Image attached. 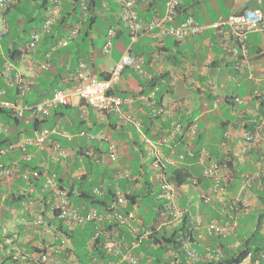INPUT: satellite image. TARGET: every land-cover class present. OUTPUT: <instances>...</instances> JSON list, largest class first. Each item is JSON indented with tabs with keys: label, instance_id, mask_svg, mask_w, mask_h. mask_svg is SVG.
I'll return each instance as SVG.
<instances>
[{
	"label": "crops",
	"instance_id": "0c3cea01",
	"mask_svg": "<svg viewBox=\"0 0 264 264\" xmlns=\"http://www.w3.org/2000/svg\"><path fill=\"white\" fill-rule=\"evenodd\" d=\"M26 1L22 0L20 7L26 6ZM103 1L106 8L105 14L107 16L109 15V17L102 23L97 22L92 24L93 29H95L93 44L89 41H84L80 44L79 49V46H75L73 43L69 48H62L58 53L56 52L53 59L54 66L52 67L50 76H44L40 72L41 67L46 66V63L42 62L44 59L40 52L30 51L23 58L19 59L16 66L29 79L32 87L40 93L45 92V86L50 81L53 80L55 82L58 79L59 73L62 74L63 78L59 83H56L57 88L71 91L74 84L73 73L78 67L76 60L78 56L87 54L88 59H85L94 74L101 76L103 73L105 75L109 74L121 55L132 47L134 52L145 57L146 73L139 75L132 69L125 70L120 84L116 86L114 91L120 97L131 98V105L125 103L123 109L126 111L132 108L136 117L142 120L143 128L139 130L133 122H124L116 114L98 112L87 105L85 101L78 97H73L70 104L52 109L51 115L44 121H36V117L30 111H27L21 121L16 122L17 125L15 123H5L4 131L0 132V136H5V138L14 136L21 137L20 139H22L27 136H34L42 127H53L56 129V133L52 137L58 140L64 148L72 151L73 154H77V157L81 153H84V155H88L87 153H89V155L96 157L101 154L100 156L103 159L106 157V152L109 151V142L105 140H91L89 136L91 134L102 133L109 137L111 142L115 144L119 154V160L118 163H114L110 167L107 166L108 168H104L101 172L110 169L108 171L112 173L119 166L124 168L129 166L132 171L138 173L140 168L144 167V164H137V159H143L144 161L148 159L149 162L150 159H153L149 153V146H147L143 138V132L152 141H156L174 123L186 125L196 122L199 125L198 132L202 134V141L207 145L208 143L213 144V149L219 147L224 152L230 146L233 147L237 155V152L247 147L243 151V154L240 153V158L246 164V167L249 168L254 162L253 157L258 154L257 148L264 151V143H260L257 146L254 144L248 145L249 143L247 144L241 138L242 126H234V121L236 123L238 118H242L243 112H246V114H249L253 118L257 117L258 113L256 109L259 106L258 103L249 100L241 103L237 102L236 104H244V108L238 110L237 120H231L230 117L219 119L223 117L221 115L223 111L219 109L222 106L227 108L229 105L235 108L236 105L232 103L235 101L233 100L234 97L248 98L256 89H264V23L261 29L251 32L248 36L250 53L248 55L247 68L242 72L237 70L236 65L232 63L234 59L229 53V47L234 45L229 27H226L222 32H218L215 29H206L201 34L191 36L185 41H176L175 44H170L168 41V38L172 37L159 39L152 32L143 29L135 44H131L130 31L123 22L117 23L116 21L114 23H117L115 29L116 35L118 36L115 35L113 38L111 48L113 49L114 46L115 48L110 52V57H108L107 52L111 48L109 50L105 49V40L108 37V31L110 29V26L109 28L107 26V20H113L112 16L116 20L120 19V5L117 0ZM158 2L159 0H139L136 5V10L140 19L146 22L157 15L163 14L166 2L162 10L158 9ZM182 2H184V7L182 8V13L178 21L183 20L187 15L191 14L200 23L206 25L222 18H227L232 13L247 8H261L264 12V0H182ZM184 8L187 10H184ZM184 11L186 12L184 13ZM8 15L1 14L0 17L6 18ZM104 22L106 26L102 25ZM1 27L2 24L0 21V30L2 29ZM183 46L185 47V51L181 50ZM184 52L186 55L182 57L181 61L183 63H181L179 58L175 57V54H184ZM175 61L178 62V65H175ZM250 72L254 73V78L249 77ZM229 83L232 85L231 89L227 87ZM57 88L55 87V89ZM154 92L155 94H153ZM174 93H177L175 98L171 96ZM151 94L154 99L158 100L157 105L163 106L168 111L167 114L162 115V120L153 119L154 124L151 132L155 129L156 133L152 132V136L150 135L151 132L147 133L146 129L148 126L144 124L149 118L152 119L155 117L152 107L146 99V95ZM228 98L229 100H227ZM209 102H212L210 109L208 108ZM240 112H242V115H240ZM196 113L198 115L195 117ZM200 117L205 118V123H203L205 126H202V122L198 120ZM227 119H229V122L231 120V122L226 123L227 126L225 127L222 123ZM260 124V129L262 130L264 128V119L261 120ZM213 125L221 127L222 131L225 128V134L227 136L226 142L219 144L222 139V133L215 137L209 134V128ZM83 131L86 134H82ZM189 143L190 138L184 132L178 135L170 144L161 146V151H163L167 159L163 162L167 166L168 171L174 167L172 166L173 163L170 165L168 158H176L178 154L188 151ZM28 150L36 154L34 159L36 162L45 159L44 162H47V164L50 163L52 168L56 166L58 169L59 167L61 170L58 173H61L65 178L66 182H63L65 186L68 181H71V178H74L72 177V171L68 169L69 167L66 168L65 164L54 163L53 166V162L48 160L49 157L46 154L43 155V153H40L36 147L32 146ZM77 157L74 156L68 165H79L73 173L79 179L84 176L89 167L84 164V161L83 163L78 162L80 158ZM180 165L192 170L195 173L194 177L202 174H198L201 170L191 160H187ZM145 178L149 180L147 175ZM107 179L106 181L110 182ZM87 181H89L91 188L92 186L100 185L93 184V176ZM185 183L182 184L183 186L177 188L178 198L180 205L185 207L187 212L190 213L188 220L189 218L192 220L198 214L195 204L202 203V196L211 193L212 182L209 180L200 181L198 187L192 185L190 180ZM119 185L120 183L116 182V186L120 187ZM230 185H234L233 191L237 189L238 194L245 190L242 187V180L240 182L238 180L232 181ZM84 186L86 188L90 187L89 185L87 186V182L78 186L76 188L77 194L71 197L74 202L79 201L77 198L75 200V197L80 196V189L84 190ZM137 187L142 189L143 184H139ZM250 197H253L254 201H258L250 191H247L243 199H249ZM219 204L220 201L217 197H214L209 203L205 204L204 209L206 212H209L210 218L205 219L204 209H202L201 213L199 212L203 215L205 221L213 217L217 218L216 215L219 214L220 210ZM8 213L5 212V215ZM222 214L226 216L224 206ZM241 215L242 213L238 215V218ZM11 218L12 215L9 213V216L2 222L7 225L6 221H9ZM17 224V220L14 224L12 222L9 223L13 227H16ZM198 243L201 244L202 242H193V247L197 250ZM204 245H208L207 241H205ZM139 248L142 250L140 253L141 256L144 259L147 258V254L143 252V248L139 246L136 250ZM168 255L167 257H171L172 252ZM202 256L204 255L202 254ZM203 261L207 260L204 259Z\"/></svg>",
	"mask_w": 264,
	"mask_h": 264
},
{
	"label": "built area",
	"instance_id": "2783aa9c",
	"mask_svg": "<svg viewBox=\"0 0 264 264\" xmlns=\"http://www.w3.org/2000/svg\"><path fill=\"white\" fill-rule=\"evenodd\" d=\"M18 0H0V15L5 10L15 4ZM63 0H50L51 7L47 11V14L43 20L40 29L32 32L31 38L27 44L28 50L33 51L38 47L39 41L44 33L51 30L55 24L56 19L61 12V2ZM120 4V18L127 25L131 31V40L134 42L140 31L145 28L146 31L153 32L157 38L172 37L178 41H185L191 36L202 33L208 28H214L217 31H222L224 27H230L232 33L237 38L238 43L243 50H246V40L248 34L252 31L260 28L264 22V13L260 9H247L239 13L231 14L227 19H222L211 25H205L199 23L192 15L187 16L181 21H178L179 6L181 0H167L165 13L163 15L156 16L148 23H143L139 20L136 5L138 0H117ZM145 24V25H144ZM8 30L6 24L0 31V38ZM79 32L78 28L72 29L66 37L59 41V46H67L74 38L77 37ZM116 31L114 28H110L105 49L109 50L112 47L113 37ZM237 52V50H235ZM145 59L141 55H136L127 50L116 63L109 77L101 79L95 75L92 68L87 61H82L76 73L73 76L74 84L71 91H65L63 89H56L52 97L44 99L30 107L23 105V99L29 92L31 82L25 78L22 73L16 69L15 65L6 61L0 69V76L4 84L7 86L20 87L18 102L15 103L12 100L6 99L7 88L0 86V109H10L19 116L22 117L26 110H29L35 117L45 118L47 117L51 109L58 105H65L71 102L72 97H78L81 100L86 101L91 107L100 112H109L118 114L123 120L127 122H133L140 130L143 128V122L138 119L132 110H123V105H131V99L121 98L114 94L112 91L121 82L123 72L126 68H132L138 73H144ZM252 75V74H251ZM262 94L264 98V91L256 92ZM148 103L151 105L153 115H164L168 111L160 105H157L156 100L152 97H146ZM4 129V124L0 122V131ZM185 131V127L181 123H174L168 130L158 137L156 141H152L143 132V138L145 139L147 146H149V153L155 159L151 163V167L155 170H161V157L163 153L161 151L162 145H168L174 141L178 135ZM51 130L44 128L37 132L34 137L23 138L19 142L11 144L10 149H20L25 152V159L30 160V154H26L28 146H36L40 150L50 149L53 158L66 159L69 156V152L63 149L57 142L49 140ZM187 136L191 139L195 138L198 132V124L191 123L188 127ZM244 136L249 141H258L260 139V133H245ZM101 138L102 135L92 136V138ZM188 156L193 157L203 167V177L212 181V191L217 192V196L222 204L225 201V190L221 185V179L224 174L223 165L217 160L210 159L209 153L204 149L199 155L192 148V143ZM6 151L0 149V157ZM108 155L112 160H117L118 151L116 146L110 144ZM181 159L185 158V155L180 156ZM256 171H248L243 176V187L251 188L255 182H260L264 187V159L257 161ZM19 169L3 168L0 172V180L4 184L10 185L12 179L19 175ZM38 172L34 171V176H38ZM24 178L28 179V173H24ZM125 177H130L129 173H124ZM193 184H198V179H193ZM93 193L97 196H103L106 193V188L103 186H94ZM43 193V194H42ZM46 193V194H45ZM212 193V192H211ZM38 201L33 198L23 204V211L26 212L28 220L26 221V233L23 236V241L26 244L22 254L23 264H155L152 258H143L139 255L135 249L141 244V238H135L129 241V235L123 232V229H127L128 233L136 234L138 232V226L136 222L138 220V213L136 208L129 209V199L122 192L117 191L113 203L108 207H104L101 210L97 208H87L85 205H76L70 199L66 188L62 187L55 173L46 177L43 187L39 190ZM213 193L207 195L206 201L209 202L212 199ZM159 198L164 201L161 210V225L166 226L168 229L172 228L175 224L180 222L185 217V210H183L178 203L177 191L175 186L170 183L164 174L160 177V193ZM237 200L234 199L231 208H237ZM197 208L199 206L197 205ZM230 221L212 218L207 221L203 216L198 214L194 219V225L198 229V238L204 239L206 236L218 235L226 236L227 234L234 232L238 226V219L233 213H229ZM89 222H97L100 224V228L96 231L91 241L88 243V250H92L95 245L96 239L102 241V248L104 251L114 259L107 260L98 257H91L87 262L82 263L76 253V249L72 244L71 238L65 232L63 228H60V224L67 226L68 231H73L78 226H84ZM102 236V237H101ZM10 238H20L18 234ZM8 238V241L12 239ZM182 239V251L184 252L187 260L192 264L204 259H211V254L202 256L199 251L193 247L187 239ZM167 253L166 256H169ZM220 253L217 255L218 258ZM16 259L17 256H13ZM213 258V257H212ZM172 264H175L174 262ZM234 264H264V250L260 252V257L254 259L252 252L247 253L241 261Z\"/></svg>",
	"mask_w": 264,
	"mask_h": 264
},
{
	"label": "trees",
	"instance_id": "16d2710c",
	"mask_svg": "<svg viewBox=\"0 0 264 264\" xmlns=\"http://www.w3.org/2000/svg\"><path fill=\"white\" fill-rule=\"evenodd\" d=\"M22 0H18L15 4L9 6L5 12L4 15H8L6 20V25L8 27V30L3 35V37L0 39L1 42V48H0V69H2L4 63L7 60L12 61L15 65L19 62L20 58H23L24 55L28 54L30 51L28 50L27 44L28 41H26L24 44H19L18 40L20 38V41H23L26 39L25 37L30 35L33 31L40 29L43 23V20L47 14V11L51 7L50 0H27L26 6L20 7V2ZM167 0H165L166 2ZM184 2H181V10L184 7ZM105 6L103 0H63L61 2V12L59 17L56 19L55 24L52 26L51 30L47 33H44L41 37V40L39 41L38 47L34 49L33 51L40 52L43 57V63H46L45 67H41L40 70L41 73L44 74V76H50L52 72V67L54 66V55L56 52L62 50V48H69L70 45L74 43L75 46H79L84 41H89L91 44H93V35L95 34V29H93L94 23L100 22L102 23L105 19L109 17L105 14ZM184 10H187L184 8ZM186 11H184L185 13ZM103 13V15H102ZM115 15V14H112ZM12 16V21L10 22L9 18ZM113 20H107V26L109 28H115L117 23L122 22L121 19L116 20L112 16ZM117 23H114L116 22ZM78 28L79 32L76 38H74L67 46H59V41L66 37L68 33L72 30ZM28 33V34H26ZM7 40H5L6 37ZM118 36V35H116ZM107 39L105 40L106 43ZM131 50L134 52V49L131 47ZM77 51V50H76ZM3 55H2V53ZM136 53V52H135ZM79 54V53H77ZM137 54V53H136ZM87 54H82L78 56L76 59L78 62V66L82 61H86L85 58H87ZM88 59V58H87ZM78 68V67H77ZM76 73V70L73 74ZM72 74V75H73ZM58 79L54 82L53 80L50 81L45 86V92H38L35 88L32 87L29 93L22 98L24 101V105L30 107L31 105H34L35 103H38L45 99L46 97H50L55 90V87L57 88V82L59 83L62 80V74H58ZM74 76V75H73ZM104 73L101 74L100 77H107ZM3 84L2 79L0 78V86ZM3 87V85H2ZM19 90L20 87H7V95L6 98L9 100L14 101L15 103L18 102V99H21L19 96ZM40 93V94H39ZM114 94L115 91H113ZM257 99H260L264 101L262 98H255L254 101H257ZM229 100V98L227 99ZM235 100V97L233 98ZM260 101L259 107L256 109V112L258 113L257 117L253 118L249 116V114H246V112H243L242 118H238V120L234 121V126H242V129L248 130V131H255L257 128L261 127V120L264 119V102ZM234 105H236L237 102H232ZM63 106V105H61ZM57 107H54L52 109H55ZM51 109V110H52ZM52 113V112H51ZM28 114V113H27ZM26 115V114H25ZM24 115V116H25ZM51 115V114H50ZM49 115V116H50ZM240 115H242V112H240ZM23 116V117H24ZM48 118V117H47ZM162 115H158L154 118H149L144 124H147L148 128L146 129L147 133H150L152 130V126L154 124V120H162ZM22 118H18L15 116L13 110L10 109H0V120L4 123H15L18 121H21ZM231 119V118H230ZM36 121H44L40 120L39 118L36 119ZM231 122V120H230ZM229 119L225 120L224 123H222L223 126H227L226 123H230ZM190 124L185 125V131H187ZM153 133H156V130L153 129ZM151 132V136H152ZM262 132H264V128L262 129ZM264 134V133H263ZM162 135V134H161ZM21 137H14V136H0V145L1 147H8L9 144L14 143ZM202 134L200 132H197V136L194 141V145L196 148V151L200 153L203 149L209 151L213 156L217 158V160L220 162L221 165H223L225 169V173L222 176L221 179V185L225 191H227L225 196L229 195L231 190H233L234 185H230L232 181L242 180L243 175L245 174V171H256V163L259 160L264 159V151H259L258 154L255 155L254 162L251 164V166L245 167V169H240V163H239V157L235 154L233 147H230L227 152H223L219 147L216 149L212 147H208L207 144H204L202 141ZM227 136L225 134V128L222 131V139L219 142V144H222L223 142H226ZM264 143V140H263ZM0 147V148H1ZM258 149V148H257ZM253 151V150H252ZM101 152V151H99ZM81 153V152H80ZM18 154V153H14ZM14 154L8 153L4 156V159L0 161L1 163H5L7 161H13L15 160ZM82 154V153H81ZM101 155V154H100ZM98 155L97 162H101V156ZM17 158L19 156H16ZM89 159H91L92 156H87ZM80 161V160H79ZM78 161V162H79ZM92 163V162H91ZM199 168L200 173L203 172V168L198 162H194ZM54 166V163H53ZM79 165L73 164L67 165L66 168L71 170L72 177L71 181L67 182V185L65 186L62 184V186H65L68 194L71 197H74L77 193L76 188L86 182L87 180L93 175L92 167L88 168V171L82 176L81 178H76L74 176L75 170L78 168ZM173 167V177H171V180L176 181L178 185H182L185 182L189 181L191 178L194 177L195 173L192 170H189L188 167L182 166V165H172ZM24 167H31L33 169H39L41 172L45 173L47 172L46 166L43 165V163L36 162V160H33L32 162L28 164H24ZM45 167V168H44ZM57 169L56 166L52 168L49 167V171ZM61 169L55 170L60 171ZM118 172L117 169L113 170V173L116 174ZM227 172V173H226ZM100 173V176L98 177L97 182L101 184V186H105L106 193L103 196H97L92 192V189L86 188L84 190L80 189V196H76L79 201L73 203L76 205H86L87 208L95 207L99 210H101L104 207H108L111 203H113L116 193V182L112 183L106 181V172H98ZM132 175L136 177L138 176V179L136 178L135 181L130 182L128 179H126V182L123 184H120L121 190L123 193L128 197L129 199V209H135L137 210L138 215L140 213L138 212V207L141 205L142 200L146 194L152 193V181L149 179L147 180L145 178L146 175H142L141 171L139 170L138 173L132 171ZM202 174L198 177L202 178ZM59 181H65V178L61 175V173H58ZM77 180H76V179ZM112 179L110 177L107 180ZM143 179V180H142ZM143 184V188H135L136 183ZM17 186L10 191H7L5 202L6 205L10 207H21V201L25 200L26 197L33 195L34 197H37L39 195V192H34L32 194L27 193V185L26 182L23 179H20L17 181ZM94 184V182H93ZM186 184V183H185ZM35 188L38 187V183L35 182L33 184ZM131 186V187H130ZM26 189V193H25ZM252 195H255L256 199L258 200V205H246L247 201L250 203L248 199H241L238 203V209H231V199L230 204L224 205L225 208L229 210V212L236 213H247L250 211H254L257 213L256 219H255V227L253 231L248 234L247 232L243 235L237 234L236 231L238 229V226L234 230V232H231L227 234L226 236H218V235H212L208 236L205 241H207V246L204 245L202 247H198V250L200 254L202 255H212L211 259L207 261H201L192 263V264H234L238 263L242 260V258L249 252H252L254 255V259H258L260 257V252L264 250V187L260 182H255L251 188H249ZM160 192V191H159ZM158 192V194H159ZM4 192L2 187H0V201L1 196H3ZM72 199V198H71ZM160 199V198H159ZM161 200V199H160ZM164 201L159 204L158 207L155 206V210L157 213L158 218L161 219V209L163 207ZM233 202V200H232ZM206 202H202V209H204ZM220 210L219 214H217V218L224 220L226 222L230 221V217H227L222 214L223 204L220 203ZM248 208V209H247ZM187 215H185L184 220H187ZM182 221L177 224L172 230L169 232V229H167L166 226L158 228L157 223L155 222L152 226H148V224L144 221L143 217L140 215L138 217V220L135 221L136 225L138 226V235L135 236L131 233H128L127 229H123V232L127 235H129V241H132L135 237L138 239L140 236L143 237V240L141 241V248L145 249V246L148 248H153L155 251H157V254H147L148 256H153L156 258L155 264H172L173 262L175 264H191L184 252L182 251V239H189L190 241L194 240L193 233L190 230L187 221ZM2 221L0 220V223ZM24 224H18V228L20 230L21 234L26 233V226ZM60 228H63V232L69 236L72 240V244L76 249V253L82 263H85L88 261L89 258L95 256L101 259H107L111 260L114 259L113 257L109 256L104 249L102 248V241H100L101 238L96 239L95 245L92 250H88V243L91 241L92 237L96 233V231L100 228V224L97 222H89L88 224L82 226H78L73 231H68L64 224H60ZM102 237V236H101ZM77 246H76V245ZM199 244V243H198ZM211 248V249H209ZM81 249H84V253H80ZM136 252L140 255L142 250L139 248L136 250ZM144 252V251H143ZM172 252L171 257H167L166 254ZM202 252V253H201ZM220 253L219 257L217 255ZM83 255V256H82ZM213 257V258H212ZM10 260V259H9ZM4 262H8V259L6 256H4L0 262V264H3ZM22 264V263H20Z\"/></svg>",
	"mask_w": 264,
	"mask_h": 264
},
{
	"label": "clouds",
	"instance_id": "9594fccd",
	"mask_svg": "<svg viewBox=\"0 0 264 264\" xmlns=\"http://www.w3.org/2000/svg\"><path fill=\"white\" fill-rule=\"evenodd\" d=\"M139 1V0H138ZM181 2H182V0H181ZM138 3V2H137ZM166 3H167V1H166ZM119 4V3H118ZM120 5V4H119ZM180 5H181V3H180ZM121 8V7H120ZM165 9H166V7H165ZM247 9H260V10H262L261 8H247ZM247 9H244V10H247ZM244 10H242V11H244ZM242 11H238V12H234V13H239V12H242ZM263 11V10H262ZM164 13H165V11H164ZM163 13V14H164ZM181 13H182V10H181V6H179V16L181 15ZM264 13V12H263ZM4 14V13H3ZM163 14H161V15H163ZM233 14V13H232ZM189 15H191V14H189ZM189 15H187V16H189ZM139 16V15H138ZM157 16H159V15H157ZM179 16H178V18H179ZM186 16V17H187ZM193 16V15H192ZM230 16V15H229ZM228 16V17H229ZM156 17V16H155ZM154 17V18H155ZM185 17V18H186ZM194 17V16H193ZM227 17V18H228ZM119 18H120V12H119ZM227 18H222V19H227ZM121 19V18H120ZM153 19V18H152ZM152 19H150L149 21H151ZM222 19H220V20H222ZM139 20L140 21H142L143 23H148L149 21H144V20H141L140 19V17H139ZM197 20V19H196ZM122 21V20H121ZM198 21V20H197ZM219 21V20H218ZM5 22V24H6V20L4 21ZM123 22V21H122ZM199 22V21H198ZM217 22V21H216ZM124 23V22H123ZM200 23V22H199ZM264 23V22H263ZM263 23L261 24V26H260V28H258V29H261L262 28V25H263ZM125 24V23H124ZM144 24V25H145ZM202 24V23H201ZM212 24V23H211ZM211 24H208V25H211ZM206 25V24H205ZM125 26H126V28L130 31V29L127 27V25L125 24ZM227 27V26H226ZM226 27H224V29L222 30V31H224L225 30V28ZM115 29V28H114ZM143 29H145V28H143ZM142 29V30H143ZM208 29H214V28H208ZM229 29H230V27H229ZM257 29V30H258ZM110 30V29H109ZM142 30L140 31V33L142 32ZM216 30V29H215ZM1 31V30H0ZM115 31H116V29H115ZM146 31V30H145ZM217 31V30H216ZM222 31H218V32H222ZM230 31H231V29H230ZM148 32H150V31H148ZM204 32V31H203ZM202 32V33H203ZM253 32V31H252ZM108 33H109V31H108ZM140 33H139V35H138V37H137V39L139 38V36H140ZM153 33V32H152ZM231 33V35H232V40L234 41V45L233 46H231V47H229V53H230V55L233 57V59H234V62H232V63H234L235 65H236V68H237V70H239V71H244L246 68H247V63H248V55H249V53H250V50H249V46H248V37H247V40H246V47H247V49L246 50H243L242 49V47L240 46V44L238 43V41H237V38L234 36V34L232 33V31L230 32ZM154 34V33H153ZM201 34V33H200ZM250 34V33H249ZM249 34H248V36H249ZM115 35H116V33H115ZM115 35H114V37H115ZM155 35V34H154ZM198 35V34H197ZM131 36H132V34H131V31H130V40H131ZM195 36V35H194ZM113 37V38H114ZM1 39V38H0ZM159 39H161V38H159ZM175 39V38H174ZM176 40V39H175ZM137 41V40H136ZM136 41H132L131 40V44H135V42ZM176 41H178V40H176ZM178 42H181V41H178ZM235 50H237V52L235 51ZM129 51L131 52V53H133V54H136L135 52H133L132 50H131V48L129 49ZM136 55H140V54H136ZM122 56V55H121ZM142 56V55H141ZM144 57V56H143ZM121 58V57H120ZM119 58V59H120ZM144 59H145V57H144ZM7 61H10V60H7ZM119 61V60H118ZM117 61V62H118ZM10 62H12V61H10ZM116 62V63H117ZM13 63V62H12ZM14 64V63H13ZM15 65V64H14ZM116 65V64H115ZM145 66H146V59H145V65H144V73H138L137 71H135L134 69H132V68H126L125 70H127V69H132L134 72H136L137 74H139V75H144L145 73H146V68H145ZM15 67H16V69L18 70V68H17V66L15 65ZM93 71V70H92ZM112 71V70H111ZM110 71V72H111ZM125 72V71H124ZM124 72H123V74H124ZM94 73V72H93ZM252 74V75H251ZM23 75V74H22ZM109 75H110V73L108 74V76L107 77H109ZM24 76V75H23ZM254 73L253 72H250V74H249V77L250 78H254ZM25 77V76H24ZM99 78H101V79H104V78H107V77H104V78H102V77H100V76H98ZM0 78L2 79V77L0 76ZM26 78V77H25ZM28 79V78H27ZM2 82H3V80H2ZM120 84V83H119ZM118 84V85H119ZM3 87H6V85L4 84V82H3ZM1 85V86H2ZM7 87H17V86H7ZM6 87V88H7ZM30 88H31V86H30ZM116 88V87H115ZM57 89H61V88H57ZM56 90V89H55ZM54 90V91H55ZM64 90V89H63ZM115 90V89H114ZM113 90V91H114ZM30 91V90H29ZM54 91H53V93H54ZM66 91V90H65ZM113 91H112V94H114L113 93ZM262 91H264V89H260V88H258V89H256L248 98H242V97H239V96H236L235 97V101L236 102H239V103H241V102H243V101H254L255 100V98L257 97V98H262L263 96H262V94L260 93V94H257L256 92H262ZM53 93H52V95H53ZM153 94H155V92L153 93ZM7 95V94H6ZM52 95L50 96V97H52ZM114 95H116V94H114ZM116 96H118V95H116ZM49 97V98H50ZM118 97H120V96H118ZM146 97H152V94L151 95H146ZM6 98V97H5ZM73 98V97H72ZM121 98H128V99H131V98H129V97H121ZM153 99H154V97H152ZM7 99V98H6ZM47 99V98H46ZM263 100H264V98H262ZM9 100V99H8ZM44 100V99H43ZM72 100V99H71ZM154 100H156V99H154ZM24 101V100H23ZM84 101V100H83ZM260 101H262V100H260V99H257V101H255V102H257L258 103V105L260 104ZM86 102V101H85ZM131 102H132V100H131ZM156 102L158 103V100H156ZM262 102H264V101H262ZM71 103V102H70ZM70 103H68V104H70ZM68 104H65V105H68ZM87 105H89L88 103H86ZM23 105H24V103H23ZM25 106V105H24ZM58 106H61V105H58ZM58 106H56V107H58ZM90 106V105H89ZM26 107H28V106H26ZM91 107V106H90ZM259 107V106H258ZM54 108V107H53ZM93 108V107H92ZM123 108V107H122ZM94 109V108H93ZM94 110H96V109H94ZM124 110V109H123ZM27 111H29V110H26L25 111V113L27 112ZM96 111H98V110H96ZM127 111V110H126ZM98 112H100V111H98ZM25 113H24V115H25ZM102 113H107V114H115V113H109V112H102ZM15 114V113H14ZM50 114H51V112H50ZM49 114V115H50ZM23 115V116H24ZM48 115V116H49ZM116 115H118V114H116ZM15 116L16 117H18V118H23V116L22 117H19V116H17L16 114H15ZM47 116V117H48ZM47 117H45V118H39L40 120H45ZM118 117L122 120V121H124V122H126L125 120H123L119 115H118ZM38 117H36V119H37ZM0 122H2L3 124H4V128H5V123L3 122V121H1L0 120ZM194 123H196V122H194ZM191 124V123H190ZM184 125V127H185V124H183ZM44 128H48V129H50L51 130V132H50V135H49V140H51V141H54V142H57L63 149H65L66 151H68L69 152V156L66 158V159H54L53 158V155L50 153V152H48V151H50V149H44V150H40V149H38L36 146H34V147H36L38 150H39V152L40 153H43V155L44 154H46L49 158H48V160H50L51 162H53V163H62V164H65V166L67 167V165L69 164V162H70V160H72V158H74V156H76L77 157V154H73V152L72 151H69V150H67L66 148H64L63 146H62V144L58 141V140H56V139H54L52 136H53V134L54 133H56V129L55 128H53V127H42L41 129H39L37 132H39V131H41L42 129H44ZM186 129V128H185ZM168 130V129H167ZM198 130H199V125H198ZM1 131H4L3 129L1 130ZM0 131V132H1ZM259 132L260 133V139L258 140V141H249V140H247L246 139V137L244 136V134L245 133H255V132ZM36 132V133H37ZM185 131H183V133H184ZM36 133L34 134V136L36 135ZM186 134H187V132H185ZM82 134H86V132H82ZM163 134V133H162ZM182 134V133H181ZM97 135H102V137L101 138H92V136H97ZM263 132H262V130L260 129V128H257L255 131H248V130H245V129H243V131H242V135H241V138L246 142V143H249V144H254L255 146H257V145H259L260 143L262 144L263 143V140H264V138H263ZM34 136H27V137H24V138H31V137H34ZM90 136V139L91 140H105V141H108L109 142V149H110V144H112L113 142H111V140L109 139V137H107L105 134H102V133H98V134H91V135H89ZM196 136H197V134H196ZM196 136H195V138H196ZM195 138H193V139H191V141H190V143H192V148H193V150L196 152V154L197 155H199V153L196 151V148H195V145H194V140H195ZM23 139V138H22ZM21 140V139H20ZM20 140H18V141H15L14 143H17V142H19ZM14 143H11V144H14ZM11 144H9L8 145V147H1V148H3V149H5V153L4 154H2L1 155V157H0V161L2 160V159H4V156L6 155V154H8V153H11V154H14V153H19V158H17L16 156H18V154H14V156H15V160H9V161H7V162H5V163H1L0 164V172H1V170L3 169V168H10V169H14V168H18L19 169V175H17V176H15L12 180V183L10 184V185H7V184H4V182L3 181H1L0 180V187H2V189H3V192H4V194H3V196H1V201H0V220L1 221H3L5 218H7L8 216H9V213L12 215V218L9 220V221H6L7 222V225H6V223H4V222H1L0 223V262H1V260H2V258L4 257V256H6L7 257V259H8V263L9 264H20L21 262L20 261H22V254H23V250H22V248L24 249L25 248V246H26V244L24 243V241H23V236H24V234H21L20 233V230H19V228H18V224H24V221H27L28 220V216L26 215V212H24L23 211V204L25 203V202H27V201H29L30 199H34L35 201H38V199L37 198H39V196H37V198H35L33 195H30V196H28V197H26L25 198V200H23V201H21V207L20 208H17V207H10V206H8V205H6V202H5V198H6V196H7V194H6V192L7 191H10V190H13L16 186H17V181H19L20 179H23L25 182H26V185H27V193H29V194H32V193H34V192H39V190L43 187V185H44V183H45V179H46V177L48 176V175H50V174H53V173H55L56 175H57V177H58V173H57V171H55V170H51V171H49V167H50V163L49 164H47V162H44L45 161V159L43 160V161H39L40 163H43V165H45L46 166V169H47V172H45V173H43V172H41V170H39V169H33V168H31V167H24V164H28V163H30V162H32L34 159H35V157H36V154H34V153H32V152H30L28 149L30 148V147H32V146H28V148H27V150H26V154H30V155H32L31 156V158H30V160H26L25 159V152H23L22 150H20V149H17V148H14V149H10L9 148V146L11 145ZM114 144V143H113ZM115 145V144H114ZM189 146V150H190V147H191V144H189L188 145ZM0 148V149H1ZM230 148V146H228L227 147V149H226V151H224V152H227V150ZM15 150H20V151H15ZM189 150L188 151H186L185 153H182V154H178V156L176 157V158H171V157H169L168 158V162L170 163V165L173 163V165H180L181 163H184V162H186L187 160H191V161H193V162H197L196 161V159L195 158H193V157H190V156H188V152H189ZM204 150V149H203ZM258 150L259 151H261L259 148H258ZM207 151V150H206ZM208 153H209V156H210V159H213V160H217V158L216 157H214V156H212L211 154H210V152L209 151H207ZM87 153V152H86ZM162 153H163V151H162ZM88 155H89V153H87ZM88 155H84V153H82L80 156H78L77 158H84V157H87ZM181 155H185V158L184 159H181L180 158V156ZM89 156H91V155H89ZM92 157H95V158H97L96 156H92ZM106 157H109V155H108V151L106 152ZM151 157H153V156H151ZM102 158V157H101ZM105 158V157H104ZM110 158V157H109ZM155 158L153 157V159H150V168L154 171V172H156L157 174H160V176L159 177H161V174H164V176L166 177V179L170 182V183H172L174 186H175V188H176V191H177V198H178V190H177V188L178 187H181V186H183V185H178L177 183H176V181H174V180H171V177H173V176H175V175H170L169 174V171L167 170V166H165V163L163 162L164 160H167L166 159V157H165V155L163 154V156L161 157V166H162V169L161 170H155V169H153L152 167H151V163H152V161L154 160ZM79 160V159H78ZM102 160V159H101ZM118 160H119V154H118V158H117V160H115V164L116 163H118ZM114 161V160H113ZM218 161V160H217ZM219 162V161H218ZM220 163V162H219ZM199 164V163H198ZM45 168V167H44ZM108 168V167H107ZM203 168V167H202ZM224 168V167H223ZM117 170H118V172L116 173V174H114L113 172H112V174H113V176L115 177V178H117V177H120V176H123L124 178H126V179H128L130 182H132V181H135L136 180V178L138 179V176L136 175V177L135 176H133L132 175V170H131V168L130 169H126V168H124V167H117L116 168ZM103 170V169H102ZM203 170V169H202ZM34 171H37L38 172V176H34ZM140 171H141V173H142V175L144 174V175H147V173H146V170H145V167H142V168H140ZM250 171V170H249ZM25 172H27L28 173V176H29V178L28 179H25L24 178V173ZM246 172H248V171H246ZM245 172V173H246ZM124 173H129L130 174V177H125L124 176ZM224 173H225V169H224ZM227 173V172H226ZM202 175H203V172H202ZM113 176H110V177H113ZM244 176V175H243ZM195 178H197L198 179V184L197 185H194L193 184V179H195ZM58 180H59V178H58ZM203 180H209V179H206V178H204L203 176H202V178H200V177H193V178H191L190 179V181H191V184L192 185H194L195 187H198L199 186V184H200V181H203ZM210 181V180H209ZM35 182H37L38 183V187L37 188H35L34 186H33V184L35 183ZM60 183H61V185L63 184V181L61 182V181H59ZM212 182V181H211ZM222 182V181H221ZM159 183H160V180H159ZM140 183H136L135 184V188H137V186L139 185ZM213 184V183H212ZM141 185V184H140ZM95 186H101V184L100 185H95ZM153 186V185H152ZM212 186L213 185H211V192L213 193V196H212V199L214 198V197H217V198H219L218 196H217V192L215 193V192H213L212 191ZM62 187H64V188H66L65 186H62ZM93 187L94 186H92V188L91 189H93ZM105 187V186H104ZM242 187H243V178H242ZM116 188V192L117 191H122L121 189H120V187H118V186H116L115 187ZM245 190H243L242 192H244L243 194H246L247 193V191H250L249 190V188H245V187H243ZM159 191H160V189H159ZM93 192V191H92ZM123 192V191H122ZM227 191H225V194H227L226 193ZM241 192V193H242ZM25 193H26V189H25ZM160 193V192H159ZM212 193H210V194H208V195H210L211 196V194ZM231 193H232V196L234 195V191L232 192V190H231V192L229 193V195H227V196H225V201H226V203H224L223 204V206L224 205H226V204H230V199H231V203H232V200L234 201V199H236L238 202H237V204L240 202V200L241 199H243V198H241V197H239V196H237V197H234V198H232V196H231ZM43 194V193H42ZM46 194V193H45ZM116 194V193H115ZM252 194V193H251ZM40 195V194H39ZM207 195H204V196H202V202L204 201V202H206V203H209V202H207L206 201V197ZM158 198H159V194H158ZM71 199V198H70ZM72 200V199H71ZM220 201V200H219ZM73 202V201H72ZM164 203V202H163ZM178 203H179V198H178ZM220 203H221V201H220ZM38 204H40V202L38 201ZM80 205H83V204H80ZM197 205L199 206V208H197ZM202 203H196L195 204V206H196V209H197V213L198 214H200L201 213V211H202ZM86 206V205H85ZM179 206L183 209V210H185V215H187L188 217H189V215H190V213L189 212H187V209L185 208V207H183L182 205H180V203H179ZM239 206V205H238ZM238 206H237V208H234V209H238ZM87 207V206H86ZM93 208H95V207H93ZM232 209V208H231ZM162 210V209H161ZM5 212H9L7 215H5ZM200 212V213H199ZM224 212H225V214H226V216L227 217H229V213H233L235 216H237V219H239L238 218V215L239 214H241V213H234V212H229V210L227 209V208H225L224 207ZM162 213V212H161ZM197 214V215H198ZM200 215H202V214H200ZM140 215H138V217H139ZM203 216V215H202ZM161 217V216H160ZM188 217H187V220H184V221H187V223H188V226H189V228H190V230L192 231V233H193V237H194V240L193 241H190V238L189 239H187L191 244H193V242H195V241H198V242H202V240H204V239H206L208 236H206L204 239L202 238V239H200V238H198V229H196V227H195V225H194V219H195V217L191 220V218H189V220H188ZM240 217V216H239ZM204 218V217H203ZM214 218V217H213ZM212 219V218H211ZM216 219H219V218H216ZM16 220H17V225H16V227H13V226H10L9 225V223H11L12 222V224H14V223H16ZM183 220H181L180 222H182ZM221 220V219H220ZM156 223H157V226H158V228H161V227H164L163 225H161V223H162V218L161 219H156V221H155ZM180 222H178V223H180ZM26 223V222H25ZM177 223V224H178ZM177 224H175L172 228H174L175 226H177ZM25 226H26V224H25ZM172 228H170L169 230H172ZM168 229V228H167ZM139 231V230H138ZM16 234H18L19 235V237L20 238H10V237H13L14 235H16ZM133 235H135V236H137L138 235V232L136 233V234H133ZM142 236H140V238H141ZM8 238H10V239H12L11 241H8ZM129 238V237H128ZM135 238H137V237H135ZM134 238V239H135ZM134 239H132V240H134ZM142 240H143V237H142ZM139 246H141V244L139 245ZM138 246V247H139ZM135 251H136V249H135ZM17 256V258L16 259H13L12 257L13 256ZM141 255V254H140ZM147 258H152L153 260H154V262H156V258L155 257H153V256H148ZM10 259V260H9ZM23 264V263H22Z\"/></svg>",
	"mask_w": 264,
	"mask_h": 264
},
{
	"label": "rangeland",
	"instance_id": "374dc122",
	"mask_svg": "<svg viewBox=\"0 0 264 264\" xmlns=\"http://www.w3.org/2000/svg\"><path fill=\"white\" fill-rule=\"evenodd\" d=\"M159 4V8L158 9H161L164 7V4H165V1L164 0H159L158 2ZM3 20H5L4 17H0V21H1V24H2V29H3V26H4V22ZM10 22L12 21V16H10L9 18ZM102 25L106 26V23L104 22ZM1 29V30H2ZM28 34V33H26ZM6 37V36H5ZM8 37L5 38V40H7ZM26 39H24L23 41H20V38H19V44H24L26 41L29 42L30 40V35L26 36L25 37ZM168 41L170 42V44H175L176 43V40L174 38H168ZM115 48V46L113 47V49ZM113 49L111 48L107 54H108V57H110V52L113 51ZM180 49V48H179ZM181 50L185 51V47L183 46L181 48ZM186 55L185 52L184 54H180V53H176L175 54V57L179 58V60L181 61L182 60V57ZM181 63H183V61H181ZM175 65H178V62L175 61ZM227 87H229V89L232 88V85L229 83L227 84ZM172 97H176L177 96V93H174L171 95ZM212 104V102H209V105H208V108L210 109V105ZM222 106V105H221ZM244 108V104H236L235 108H233L232 106H227V108L225 107H220L219 110L223 111V117L219 118V119H224L225 117L227 118H231V120H237L238 118V110L239 109H242ZM237 109V110H236ZM238 112V113H237ZM198 115V113L195 114V117ZM198 120L200 122H202V126H205L203 125V123H205V118L204 117H200L198 118ZM220 133H222V128L219 127L218 125H213L212 127L209 128V134L211 135H214V137L216 135H219ZM244 144V143H243ZM248 144V143H247ZM246 145V144H245ZM248 145H251V144H248ZM214 146L213 144H210L208 143V147H212ZM213 148V147H212ZM247 147H245L244 149H241L240 152H237V155L239 157V163H240V166L239 168L240 169H245L246 167V164L244 162H242V159L240 158V153L243 154V151L246 149ZM15 151H20V150H15ZM84 161V164H86L88 167H92V170H93V179H94V184H99L97 182L98 180V177L100 176V171H102V169L106 168L107 166H112V164L115 163V161H113L111 158L109 157H105L101 160V162H97V159L95 157H91V159H89L88 157H84V158H81L80 159V163H83ZM92 162V163H91ZM137 164H144V167H145V170H146V173H147V176L148 178L153 182L152 183V188H153V192L152 193H149V194H146L142 200V203L141 205L138 207V212L140 213V215L143 217L144 221L148 224V226H152L156 219L158 218L157 216V213H156V210H155V206L158 207L159 204L162 202V200H160L158 198V192H159V189H160V183H159V180H160V174H157L156 172H154L151 168H150V162L149 160L147 159L146 161H144L143 159H137L136 160ZM127 169H130V167H126ZM110 171V169H108ZM108 170H106V178H110V176H113L112 173H110ZM173 168H170L169 169V174L172 175L173 172H172ZM249 171V170H247ZM246 172V171H245ZM77 180V179H76ZM143 180V179H142ZM110 181L112 182H118L120 184H123L126 182V178H124L123 176H120V177H117L115 178L114 176L112 177V179H110ZM238 182H240V180H238ZM90 186L89 188L91 189V185L89 183V181L87 182V186ZM121 189V187H120ZM233 192V190H232ZM244 192L238 194V191L236 189V191H234V195L232 196V193H231V196L232 198L234 197H241L243 198L245 196V194H243ZM77 197H75V200H76ZM250 201L251 204H249V202L247 201V204L246 205H253L255 206V203L256 205H258V202L257 201H254V198L253 197H250L248 199ZM248 209V208H247ZM204 213V216L206 217L205 219H208L210 218V214L209 212H206L205 209L203 211ZM256 216H257V213H255L254 211H250V212H247V213H243L239 219L237 220L238 221V229L236 231L237 234H245L246 232L248 234H250L254 227H255V219H256ZM204 243L205 241H202L201 244L197 245L198 247H202L204 246ZM76 245V244H75ZM77 246V245H76ZM80 253H84V249H81ZM144 253L145 254H150V253H153L154 255L157 254V251H155L153 248H148L147 246H145V249H144ZM83 256V255H82ZM3 264H9L8 262H4Z\"/></svg>",
	"mask_w": 264,
	"mask_h": 264
}]
</instances>
